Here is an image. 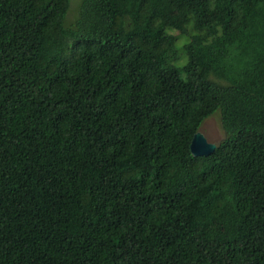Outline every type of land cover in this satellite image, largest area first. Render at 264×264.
<instances>
[{
    "label": "trees",
    "instance_id": "obj_1",
    "mask_svg": "<svg viewBox=\"0 0 264 264\" xmlns=\"http://www.w3.org/2000/svg\"><path fill=\"white\" fill-rule=\"evenodd\" d=\"M69 7L0 0V264H264V0Z\"/></svg>",
    "mask_w": 264,
    "mask_h": 264
},
{
    "label": "rangeland",
    "instance_id": "obj_2",
    "mask_svg": "<svg viewBox=\"0 0 264 264\" xmlns=\"http://www.w3.org/2000/svg\"><path fill=\"white\" fill-rule=\"evenodd\" d=\"M79 3L80 0H70V7L65 18V26L72 25L76 20ZM199 132L204 136L207 142L213 144L219 143L224 138L218 111L203 122Z\"/></svg>",
    "mask_w": 264,
    "mask_h": 264
},
{
    "label": "water",
    "instance_id": "obj_3",
    "mask_svg": "<svg viewBox=\"0 0 264 264\" xmlns=\"http://www.w3.org/2000/svg\"><path fill=\"white\" fill-rule=\"evenodd\" d=\"M216 148V144L209 143L204 136L198 131L194 134L191 144L190 151L193 156H208Z\"/></svg>",
    "mask_w": 264,
    "mask_h": 264
}]
</instances>
